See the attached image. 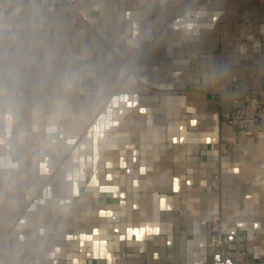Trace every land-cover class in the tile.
I'll use <instances>...</instances> for the list:
<instances>
[{
  "label": "crops",
  "instance_id": "crops-1",
  "mask_svg": "<svg viewBox=\"0 0 264 264\" xmlns=\"http://www.w3.org/2000/svg\"><path fill=\"white\" fill-rule=\"evenodd\" d=\"M74 2L0 11V264H264V0Z\"/></svg>",
  "mask_w": 264,
  "mask_h": 264
},
{
  "label": "built area",
  "instance_id": "built-area-1",
  "mask_svg": "<svg viewBox=\"0 0 264 264\" xmlns=\"http://www.w3.org/2000/svg\"><path fill=\"white\" fill-rule=\"evenodd\" d=\"M27 1L45 7L65 1L77 6L73 0H0V11L5 13L8 20L15 21L19 8ZM262 111L260 97L251 92L244 97L241 106L222 114V117L249 139L256 140L263 130ZM198 237L205 239L206 247L212 252L211 260L207 264H252L248 253L250 234L240 229L234 233H225L219 217L213 218ZM218 257L220 261L217 260Z\"/></svg>",
  "mask_w": 264,
  "mask_h": 264
},
{
  "label": "water",
  "instance_id": "water-1",
  "mask_svg": "<svg viewBox=\"0 0 264 264\" xmlns=\"http://www.w3.org/2000/svg\"><path fill=\"white\" fill-rule=\"evenodd\" d=\"M73 1H77V0H73ZM217 260L220 261V258L218 257Z\"/></svg>",
  "mask_w": 264,
  "mask_h": 264
},
{
  "label": "snow or ice",
  "instance_id": "snow-or-ice-1",
  "mask_svg": "<svg viewBox=\"0 0 264 264\" xmlns=\"http://www.w3.org/2000/svg\"><path fill=\"white\" fill-rule=\"evenodd\" d=\"M177 182H178V180H177Z\"/></svg>",
  "mask_w": 264,
  "mask_h": 264
}]
</instances>
